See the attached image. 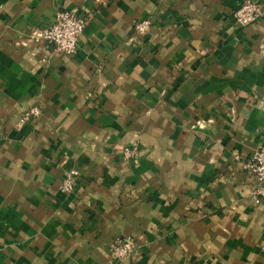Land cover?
Instances as JSON below:
<instances>
[{
	"label": "crops",
	"instance_id": "0c3cea01",
	"mask_svg": "<svg viewBox=\"0 0 264 264\" xmlns=\"http://www.w3.org/2000/svg\"><path fill=\"white\" fill-rule=\"evenodd\" d=\"M245 1L0 0V264H264L242 169L264 150V0L242 26ZM61 9L89 17L74 55L24 45Z\"/></svg>",
	"mask_w": 264,
	"mask_h": 264
},
{
	"label": "built area",
	"instance_id": "2783aa9c",
	"mask_svg": "<svg viewBox=\"0 0 264 264\" xmlns=\"http://www.w3.org/2000/svg\"><path fill=\"white\" fill-rule=\"evenodd\" d=\"M259 16L258 6L248 0L236 11V21L242 26L253 23ZM89 21L87 15H82L74 10L61 9L56 12L53 23L34 30L28 35L24 45L33 46L37 49L45 47L51 52L66 56L74 55L77 50L78 38ZM151 22L144 19L133 27V32L141 37L149 33ZM37 114V111H34ZM125 157L136 155L134 149H125L122 152ZM242 169L257 185L256 194L264 196V150H260L242 162ZM76 172L70 170L66 173L61 190L70 193L74 187ZM135 245L132 239H126L112 245L113 257L118 259L129 257L134 251Z\"/></svg>",
	"mask_w": 264,
	"mask_h": 264
}]
</instances>
